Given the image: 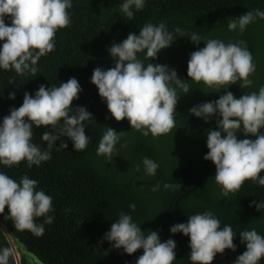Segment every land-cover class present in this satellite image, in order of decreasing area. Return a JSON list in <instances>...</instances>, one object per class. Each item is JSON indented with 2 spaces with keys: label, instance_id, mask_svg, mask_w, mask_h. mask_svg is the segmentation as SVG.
Masks as SVG:
<instances>
[{
  "label": "trees",
  "instance_id": "trees-1",
  "mask_svg": "<svg viewBox=\"0 0 264 264\" xmlns=\"http://www.w3.org/2000/svg\"><path fill=\"white\" fill-rule=\"evenodd\" d=\"M123 2L72 0V7L68 9L71 24L56 32L55 49L39 59L36 76L0 69V121L9 114L10 108L21 106L25 92L34 94L40 85L58 87L69 78H75L81 86L72 108L85 107L93 116L83 122L89 137L84 150L75 151L71 140L61 136L53 144L51 159L38 166L28 167L26 161L11 167L0 164V172L17 182L24 175L38 181L36 190H43L52 197L53 211L47 215L54 217L51 224H44L43 235L35 236L29 231L17 230L7 217L6 207L4 214H0L3 226L0 227V249L11 250L5 234L7 230L17 246L18 264H135L143 254L142 249L128 255L122 248H112L106 240L101 242L111 223L124 212L141 231H157L161 242L175 241L173 264H192L186 236L172 234L170 228L181 223L178 215L187 222L188 216L211 211L220 221L221 228L230 225L236 234L233 240L236 250L225 249L223 252L235 255L213 260L212 264H233L246 250L239 237L242 231L255 229L264 236V208L257 211L254 204L249 206L253 201L264 202V186L246 180L234 194L221 195V188L214 180L215 166L203 159L208 151L207 131L217 130L218 118L213 116L205 122L203 118L191 115L189 109L215 101L225 91L232 92L238 99L242 94L258 93L264 86V19L256 18L242 33L239 28L228 29L229 22L235 17L256 9L264 11V0H145L142 10L136 11L133 7L132 20L120 11ZM5 22L10 25V18L5 17ZM161 22L169 31L179 27L184 37L174 33L173 43L160 50L154 60L146 59L144 53H138V58L145 65L150 62L174 69L178 79L188 82L189 92L177 88L180 99L175 109L176 126L169 133L154 138L131 129L127 119L117 122L112 118L90 79L95 68L107 70L114 66L116 58L108 53L113 43H120L132 32L139 35L146 23L158 25ZM191 34L199 35L201 42L193 44L189 39ZM207 39L244 42L256 66L249 77L252 80L250 87L240 88L238 81L222 89L209 88L187 77L190 54L203 48ZM2 43L0 41V45ZM13 92L15 98L9 99V93ZM62 125L63 121L54 131L58 132ZM105 127L118 133L125 132L115 145L112 160L97 155ZM46 131L52 130L33 126V143L46 148V142L40 139ZM237 138L254 140L256 137L238 132ZM62 143H66L67 148H62ZM144 157L159 165L154 176L145 174ZM260 176H264V171ZM157 183L159 190L151 191ZM166 183H179L181 187L165 189ZM189 190L178 200L179 195ZM129 204L136 205L134 211ZM45 219L38 217L36 223L43 224ZM8 264H16L13 252ZM258 264H264V258Z\"/></svg>",
  "mask_w": 264,
  "mask_h": 264
},
{
  "label": "clouds",
  "instance_id": "clouds-1",
  "mask_svg": "<svg viewBox=\"0 0 264 264\" xmlns=\"http://www.w3.org/2000/svg\"><path fill=\"white\" fill-rule=\"evenodd\" d=\"M144 4L145 0H124L120 11L132 20L133 7L140 11ZM71 7L72 0H0V41H3L0 45V69L36 76L39 59L55 49L56 32L70 26L68 9ZM5 17L10 18V25L6 24ZM256 18L264 19V11L256 9L235 17L229 22L228 29L239 28L242 33ZM174 33H181L180 37H184L179 27L169 31L163 22L158 25L146 23L139 30V35L129 33L126 39L113 43L108 49L110 57L116 58L113 67L107 70L97 67L91 75L90 82L106 102L111 117L117 122L127 119L130 128L140 131L145 137L151 134L155 138L175 128V109L180 99L177 88L184 93L189 92L188 82L178 79L174 69L150 62L145 65L138 58V53H144L149 61L156 59L160 50L173 43ZM189 39L193 44H199L202 38L191 34ZM203 43L205 46L193 51L187 61L189 79L216 89L238 81L240 88L251 86L249 77L256 66L243 41L225 43L219 39H207ZM80 91L78 81L69 78L58 87L40 85L34 94L25 92L21 106L10 108L9 114L0 121V164L11 167L26 161L28 167L38 166L51 159L53 144L61 136L71 140L75 151L84 150L89 137L83 122L93 116L85 107L72 108V102L78 99ZM14 98L15 93H9V99ZM189 113L205 122L213 116L218 118L217 130L207 131L208 151L203 159L214 164V180L221 188L222 196L234 194L246 180L264 186V176H260L264 171V132L261 131L264 129V86L258 93L242 94L238 99L232 92L225 91L215 101L193 106ZM61 121L63 125L58 132L54 131ZM33 126L51 128V132L46 131L40 137L46 142V148L33 143ZM238 132L256 138L238 139ZM124 133L105 127L97 155L112 160L115 145ZM67 146L66 143L61 145L64 149ZM142 163L145 174L154 176L159 165L147 157ZM139 169L137 165L136 170ZM37 184L38 181L27 175L17 182L0 172V214H4L7 207V217L17 230L41 236L44 224H51L54 217L47 215L53 211L52 197L43 190H36ZM159 187L157 183L151 191H158ZM174 187L181 185L164 184L165 189ZM253 204L257 211L264 208V202L257 204L253 201L249 206ZM135 207V204H129L132 211ZM38 217H46L43 224L36 223ZM170 233L189 237L192 264H212L218 253L225 249L236 250L233 243L236 234L232 227L225 225L221 228L220 221L211 211L188 216L186 223L171 226ZM239 237L246 250L233 264H258L264 258V236L252 229L242 231ZM103 240L114 249L122 248L128 255L142 249L143 254L135 264H173L175 261L174 240L161 242L157 231H141L132 217L124 212L111 223L101 242ZM11 255L10 249H0V264H8ZM18 259L15 258L16 264Z\"/></svg>",
  "mask_w": 264,
  "mask_h": 264
},
{
  "label": "water",
  "instance_id": "water-1",
  "mask_svg": "<svg viewBox=\"0 0 264 264\" xmlns=\"http://www.w3.org/2000/svg\"><path fill=\"white\" fill-rule=\"evenodd\" d=\"M208 162H209V161H208ZM206 171H207V167H206ZM205 176H206V173H205ZM189 192H190V190H189V191H185V192H183L181 195L178 196V200L181 199L183 196L187 195ZM176 203H177V201H176ZM177 217H178V220H179L181 223H186V222L180 217V215H178ZM0 227L3 228L2 224H0ZM186 238H187V241H188V244H189V237L186 236ZM8 241H9V239H8ZM230 254H234V255H235V253H231V252L223 253V254H220V255L217 256V257H214V260L222 259L224 256H226V255H230Z\"/></svg>",
  "mask_w": 264,
  "mask_h": 264
},
{
  "label": "rangeland",
  "instance_id": "rangeland-1",
  "mask_svg": "<svg viewBox=\"0 0 264 264\" xmlns=\"http://www.w3.org/2000/svg\"><path fill=\"white\" fill-rule=\"evenodd\" d=\"M10 245H11V243H10ZM14 245H15V243H14ZM11 251L13 252V257L16 258V259H18V256L19 255L17 253V246L16 245H15V248L11 246Z\"/></svg>",
  "mask_w": 264,
  "mask_h": 264
},
{
  "label": "bare ground",
  "instance_id": "bare-ground-1",
  "mask_svg": "<svg viewBox=\"0 0 264 264\" xmlns=\"http://www.w3.org/2000/svg\"><path fill=\"white\" fill-rule=\"evenodd\" d=\"M4 230H5V228H4ZM5 231H6L5 234H6V235L9 237V239H10L11 246L15 248V245H14L12 239L10 238L9 234L7 233V230H5Z\"/></svg>",
  "mask_w": 264,
  "mask_h": 264
}]
</instances>
